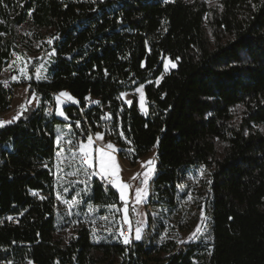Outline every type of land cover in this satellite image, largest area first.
Listing matches in <instances>:
<instances>
[{"label": "trees", "instance_id": "trees-1", "mask_svg": "<svg viewBox=\"0 0 264 264\" xmlns=\"http://www.w3.org/2000/svg\"><path fill=\"white\" fill-rule=\"evenodd\" d=\"M26 25L39 41L49 34L55 54L48 79L31 81L42 105L0 127V264H264V0H2L0 75ZM140 86L147 115L122 100ZM64 91L77 101L67 119L46 116ZM11 98L0 83L2 113ZM62 125L78 138L102 133L130 168L155 149L152 198L170 213L181 172L210 170L212 243H158V232L95 243L83 222L66 237L56 217ZM88 202L122 206L98 178Z\"/></svg>", "mask_w": 264, "mask_h": 264}, {"label": "rangeland", "instance_id": "rangeland-1", "mask_svg": "<svg viewBox=\"0 0 264 264\" xmlns=\"http://www.w3.org/2000/svg\"><path fill=\"white\" fill-rule=\"evenodd\" d=\"M193 1V0H187ZM208 2V0H205ZM218 3V0H217ZM216 3V4H217ZM215 5V4H214ZM18 38L16 41L17 53L14 54L13 59L10 61L8 68L0 75V83L13 90L12 110L3 114L0 121H11L5 123L3 126L12 124L18 119L22 118L25 114L36 109L37 106L42 105L40 96L33 93L31 90L32 78L34 81H41L48 79L49 69L53 62V39L47 33H42L44 38L39 41L33 35V30L29 25L19 28L17 30ZM43 44H47L44 46ZM49 47V48H48ZM168 59L165 60L166 72H169L172 67V62L169 63ZM23 69V71H21ZM39 75V79L37 76ZM15 77V79H13ZM159 83V81L157 82ZM140 89V91H137ZM130 93L122 96L125 105L131 106L134 101L137 102L140 112L143 115L148 114V103L144 86H140ZM57 96L53 98L54 109L46 104L45 109L49 111V115L55 116L59 119L65 120L64 116L57 115V108L64 110V108L71 104H77V101L66 100L61 97V104H57ZM127 101H132L131 104ZM241 120V111L234 119V123L238 124ZM257 130L264 132V126L256 127ZM61 136L59 145L57 144L56 137ZM93 149L104 148L109 143L104 137L103 139H95ZM57 153L55 162V178L58 207L56 217L58 224L64 227V235L71 236L74 233L76 224L83 222L90 225L92 230V237L95 243L99 242H120L123 243V237L120 236V231L128 230L131 227L132 231L129 232L131 240L141 242L150 240L155 233L158 232L157 242L160 243L168 237L175 238L180 244L185 243H206L211 244L213 241V231L211 222V209H210V178L212 172L206 168H189L185 169L180 174L178 183L177 206L173 213L168 210H162L155 206L153 195V182L157 174L158 162L156 159L155 149L135 168L128 167L118 156V148L114 145L116 151L107 150L114 156L120 169L119 176L121 181L128 183L129 188V208L128 220L129 223H124L123 216V201L122 206H115V208L99 209L93 207L89 202L91 193L92 181L95 178L107 179L111 177L102 178L99 175H91L90 178L84 175V170L87 165H82L79 162V144L87 143V137L78 138L74 133L72 127L69 125H62L57 128L55 136ZM71 141V143H69ZM73 156L76 157L73 161ZM94 167L88 169L89 172L99 171L98 165V152L93 151ZM152 160V165L142 162ZM151 168V172L146 184L142 183L143 174ZM137 173L141 175L133 179ZM87 180V183L80 181ZM119 195L117 189L111 186ZM140 187L146 189L147 195L141 203H135V189ZM67 189V191L65 190ZM120 199V198H119ZM78 203H72V202ZM135 207L136 211H133ZM119 208L121 211H116ZM107 217V219H104ZM197 226L200 231L196 232ZM141 229V239L135 240V229ZM147 229L150 231L148 233ZM196 232V235L192 234Z\"/></svg>", "mask_w": 264, "mask_h": 264}, {"label": "snow or ice", "instance_id": "snow-or-ice-1", "mask_svg": "<svg viewBox=\"0 0 264 264\" xmlns=\"http://www.w3.org/2000/svg\"><path fill=\"white\" fill-rule=\"evenodd\" d=\"M0 2H2V0H0ZM165 2H167V0H165ZM209 5H214L217 3V0H208ZM171 63V62H169ZM172 67H175V64L171 65ZM168 67V64L165 65V68ZM23 71V69L21 70ZM37 78L39 79V75L37 76ZM13 79H15V77H13ZM137 91H140V89H137ZM61 97L66 98V100L68 101H72L73 103H75L76 101L74 100V98L66 91L61 92L59 94V96H57V104H61ZM127 103L131 104L132 101H127ZM57 115L60 116H64L65 119H67V116L65 115V113L59 109V107L57 108ZM5 123H11V121H0V126H3ZM77 127H79V121H77ZM121 135H123V133H121ZM95 139L100 140L103 139V134L102 133H96L95 134ZM57 140V144L59 145V142L61 140V136H57L56 137ZM69 143H71V141H69ZM94 143V138L93 135L89 134L87 136V143H80L79 144V162L82 165H87V169L84 170V175L86 177H89L91 175H99L102 178L105 177H111L109 183L115 187L117 189V191L119 192V198L121 201H123V212H124V216H123V220L124 223H129L128 220V208H129V188L131 187L128 183H124L121 181V178L119 176V167L117 164V161L115 160L114 156L111 155V153L107 150H112L113 152L116 151L114 145L112 143H108L106 145V149L104 148H97V149H93L92 145ZM93 151L98 152V165H99V171H92L89 172L88 169H93L94 167V157H93ZM76 157L73 156V161H75ZM152 160L146 161V162H142V166H144L145 164L147 165H152ZM151 168H149V170L147 172H145L143 174L144 179L142 181V183L146 184L148 181V177L149 174L151 172ZM140 173H137L133 176V179H136L140 176ZM81 183H87V180L85 181H80ZM67 191V189H65ZM135 203H141L144 198L147 195V191L146 189H142L140 187H137L135 190ZM35 195V193H33ZM72 203H78V202H72ZM108 207L111 208H115V205H108ZM133 211H136L135 207H133L132 209ZM116 211H121V209L117 208ZM9 219H11V217H9ZM104 219H107V217H105ZM132 229L131 227H129V232H131ZM200 231V227L197 226L196 232ZM196 232H194L192 235L195 236ZM120 236L123 237V242L125 244H129L131 243V239L128 235H125L123 230L120 231ZM135 240H140L141 239V229L139 227H137L135 229V235L133 237Z\"/></svg>", "mask_w": 264, "mask_h": 264}, {"label": "built area", "instance_id": "built-area-1", "mask_svg": "<svg viewBox=\"0 0 264 264\" xmlns=\"http://www.w3.org/2000/svg\"><path fill=\"white\" fill-rule=\"evenodd\" d=\"M56 94H53L52 95V98H54V96H55ZM12 102H13V98H11V104H9L8 106H6L5 107V112H1V109H0V117L3 115V114H5V113H7V112H10L11 110H12ZM54 102V101H53ZM90 103H93V102H90ZM48 105L49 106H51L52 107V109H54V103H48ZM49 111H51V110H46L45 112H46V116H51V115H49ZM110 179L111 178H107V179H99V182H100V184H101V186H102V188H103V190L104 191H107L112 185L109 183V181H110ZM124 234L125 235H128L129 236V231L126 229V230H124Z\"/></svg>", "mask_w": 264, "mask_h": 264}]
</instances>
